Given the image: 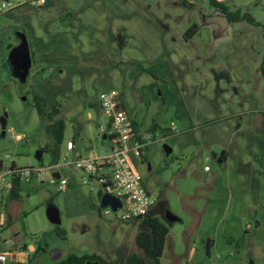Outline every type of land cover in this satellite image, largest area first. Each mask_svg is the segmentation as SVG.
I'll return each instance as SVG.
<instances>
[{"label": "rangeland", "instance_id": "obj_1", "mask_svg": "<svg viewBox=\"0 0 264 264\" xmlns=\"http://www.w3.org/2000/svg\"><path fill=\"white\" fill-rule=\"evenodd\" d=\"M220 1L258 25L230 21L209 0H47L0 11V161L50 166L68 181L61 190L50 174L23 181L0 210V248H23L41 264L70 253L115 264L143 255L142 219L102 208L105 188L84 182L74 163L77 151H109L100 94L118 90L137 131L154 136L133 160L169 226L160 264H264V0ZM22 40L27 73L7 58ZM35 93L65 120L56 157Z\"/></svg>", "mask_w": 264, "mask_h": 264}, {"label": "built area", "instance_id": "obj_2", "mask_svg": "<svg viewBox=\"0 0 264 264\" xmlns=\"http://www.w3.org/2000/svg\"><path fill=\"white\" fill-rule=\"evenodd\" d=\"M35 2L44 5L47 0H2L0 11L10 10L17 5ZM118 90H110L100 94V106L109 120V130L100 127V134H106L110 142L108 152L101 155L76 154L74 161L84 175V182L95 180L121 200V206L116 210L122 218H140L147 215L156 204V197L148 190L143 182V175L137 168L133 156L142 157L146 154L148 145L154 140L152 133H141L134 130L132 121L121 105ZM75 142L66 141V149L74 151ZM58 173L59 176H55ZM50 176V182L63 189L68 181L50 166L19 168L11 164L7 168L0 167V208L14 188L16 178L30 181L33 177ZM112 210V209H111ZM113 211V210H112ZM109 210H106L108 213ZM115 212V211H114ZM8 253L0 249V264L8 263Z\"/></svg>", "mask_w": 264, "mask_h": 264}, {"label": "trees", "instance_id": "obj_3", "mask_svg": "<svg viewBox=\"0 0 264 264\" xmlns=\"http://www.w3.org/2000/svg\"><path fill=\"white\" fill-rule=\"evenodd\" d=\"M210 4L219 8L223 11L224 15L230 21H240L246 20L250 24L258 25L249 13H241L240 9L231 11L229 6L220 0H209ZM261 74L264 75V59L261 61L260 68ZM35 108L40 116L46 115L48 122L45 125L46 131L50 133L56 144L52 148V154L56 157L59 155V144L62 142L64 137V128L65 120L63 118L55 119L51 112H46L45 103L46 98L39 94L35 93L33 95ZM57 111L56 108L53 109ZM134 126V130L137 131V128ZM15 166V163H12ZM2 162L0 161V167ZM21 181L16 178L14 180V188L11 191L10 196L12 198L20 197L21 190ZM102 194V193H100ZM144 224V228L139 230L135 237V242L139 248L142 249L143 255L133 252L126 257V264H160V258L163 255L166 237L169 233V226L157 215L151 213V211L140 217ZM88 260L99 261L100 264H115L113 261L106 260L98 254H82L78 255L75 253L68 254L64 259L55 262L54 264H86ZM13 264H34L32 260H29L26 263H13Z\"/></svg>", "mask_w": 264, "mask_h": 264}, {"label": "water", "instance_id": "obj_4", "mask_svg": "<svg viewBox=\"0 0 264 264\" xmlns=\"http://www.w3.org/2000/svg\"><path fill=\"white\" fill-rule=\"evenodd\" d=\"M7 58L11 62V64L12 63L15 64L24 73L29 72L31 65V57L26 40H22V42L19 45L13 47L10 50ZM103 138L106 139V134L103 135ZM166 151L167 154L170 153L171 148L167 147ZM42 154H43L42 150L41 149L38 150L37 157L41 159ZM55 176H59L58 173H55ZM100 202L102 208L106 206H110L113 211H116L121 206V200L118 197L108 192H104L101 194ZM48 216L52 222L58 223L60 221L58 211L56 210L55 207H51L49 209ZM165 217L170 221L179 219L170 212H167ZM207 253L209 254V242L207 243ZM86 264H100V263L99 261L88 260Z\"/></svg>", "mask_w": 264, "mask_h": 264}, {"label": "crops", "instance_id": "obj_5", "mask_svg": "<svg viewBox=\"0 0 264 264\" xmlns=\"http://www.w3.org/2000/svg\"><path fill=\"white\" fill-rule=\"evenodd\" d=\"M75 149V148H74ZM72 152H74V151H72ZM77 153H80V152H76V154ZM227 156H228V153L226 152V150H223L222 151V153L218 156V159L221 161V160H226L227 159ZM58 172V171H57ZM11 194V193H10ZM10 194H9V196L7 197V199H6V201H5V203H4V205H3V207L2 208H0V210L1 209H3V208H5L6 206H7V203H8V200H11V199H15V198H12L11 196H10ZM151 213L152 214H154L153 213V211H154V209L152 208L151 210ZM0 215H2V214H0ZM141 229H143V228H141ZM140 229V230H141ZM1 250H4V251H6L5 249H3V248H0ZM7 253H8V256H9V259H8V263L7 264H13V263H26V262H28L29 260H32L33 261V263L34 264H41V259L39 258V259H37L36 260V262H35V260H33L32 258H31V254L27 251V250H25V249H23V248H19L18 250H12L11 252H8V251H6ZM46 252H45V250H43V251H41V255H46L45 254ZM47 256V255H46ZM249 263L251 264L252 263V259L251 258H249Z\"/></svg>", "mask_w": 264, "mask_h": 264}]
</instances>
